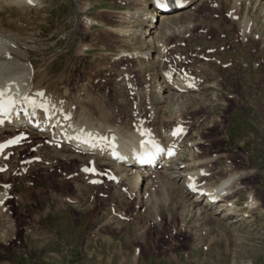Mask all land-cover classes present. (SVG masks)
I'll list each match as a JSON object with an SVG mask.
<instances>
[{
    "label": "rangeland",
    "instance_id": "obj_1",
    "mask_svg": "<svg viewBox=\"0 0 264 264\" xmlns=\"http://www.w3.org/2000/svg\"><path fill=\"white\" fill-rule=\"evenodd\" d=\"M231 1L206 0L187 10L175 27L183 36L178 31L164 41L169 58L183 56L177 64L163 61L162 67L169 63L176 75L184 71L192 80L200 79L199 91L175 97L167 88L157 91L162 67L157 68L159 48L152 39L163 41L158 38L165 34L163 18L153 21L150 37L133 39L122 34L136 28L133 15L145 12L144 0H32L22 6L0 0V34L27 59L33 73L30 80L39 74L46 93L54 101L58 98V105L74 114L87 113L93 127L105 120L129 134L138 118L149 120L152 108H159L158 121L165 128L181 114L192 123L188 138L198 144L197 151L219 159L215 165L220 175L203 184L217 185L231 167L236 173H253V179H241L240 187L251 188L262 207L240 218L216 204L204 217H194L188 211L194 199L180 185L181 177L174 178L178 194L147 185L134 194L128 180L109 183L105 175L103 184L92 185L83 176H75L93 157L50 147L46 138L27 139L5 151L0 160L10 171H0V184L16 181L10 196L16 193L26 200L20 210L11 200V219L0 222V264H264V6L257 0L235 2L241 8L238 22L247 21L250 32L241 42L238 27L224 25L231 12L236 13ZM211 50L218 60H209ZM147 53L155 59H147ZM201 64L197 73L194 65ZM185 104L190 105L187 110ZM194 144L183 142L173 163L179 164V157L188 163ZM35 154L39 158L30 164L36 165L19 176L20 166ZM94 157L97 166L105 163H97ZM41 158L48 162L40 163ZM52 165L58 166L56 172L43 171ZM170 172L160 168L154 174L173 178ZM44 173L59 179L42 186V194L37 177ZM52 193L55 198L62 196L52 200ZM247 197L240 192L239 210H244ZM197 204L196 208L204 205ZM14 238L16 246L6 250L7 241Z\"/></svg>",
    "mask_w": 264,
    "mask_h": 264
},
{
    "label": "bare ground",
    "instance_id": "obj_2",
    "mask_svg": "<svg viewBox=\"0 0 264 264\" xmlns=\"http://www.w3.org/2000/svg\"><path fill=\"white\" fill-rule=\"evenodd\" d=\"M31 1L32 0H5V3L8 5H10V3L11 4L15 3V4L22 6V5L27 4ZM176 1H180L182 3V5H183L182 10H180V11L177 10L170 15H165V14L162 15L163 22L161 21V25H162L161 28L165 27V34L162 35V33H161L158 38H164L163 41L158 40L157 38L152 39L153 45L156 46L157 48H159V51H157V54H156L157 57L156 56L151 57L149 55L150 53H147L149 55V58H147V59L153 60L156 57V59H157L156 63L159 64V66H157V68H161L163 66L161 64L163 61L168 62V60H170L173 62V64H177V63H180V61H182L181 56H183V54H179L180 56H174L172 58H169V56L171 54H168L166 52V49H165L166 47H163V43L166 42L165 40L167 37H172V36H175L177 34L179 29H177L175 27L181 23V18H182L181 15H183V13H186V11L189 9L197 8L196 6H200L203 2L206 3V0H172L171 3H175ZM236 1L237 0L231 1V8L234 9L235 10L234 12H236V13L233 14V12H231L230 17H229V21H226L227 24H224V25H226L225 27H228V28L231 26H233V27L237 26L240 33H241L239 38H241L240 39L241 42L242 41L245 42L246 37L250 36V32L248 30V27H246V26H248L246 24L247 21L242 22V23L238 22V19H240V18H238L239 17L238 14H240L241 8L237 4H235ZM246 1L251 2V0H246ZM195 2H198V3L195 4ZM240 2H242V0H240ZM257 2H258V5L264 6V0H257ZM221 4H222V2H221ZM225 4L226 3H224V5ZM142 6L144 8L146 7L145 12H138L135 14L129 13L130 16L132 14H134L133 19H134V21L137 22L136 25H138V26L136 28L130 30V31L123 32L122 34H124L125 36L133 35L134 30H136V32H138V35L140 36V38H146L147 36L150 37L153 34V30H154V25L152 24L153 18L156 16H159L160 14L157 12V10H155L154 0H144V3ZM151 6L153 8H151ZM141 10H139V11H141ZM162 18H161V20H162ZM263 20H264V17H263ZM145 21L147 23H146V27L143 29L142 26H144ZM244 21H245V19H244ZM169 27H171V28H169ZM210 27L215 29L214 25H211ZM155 29H156V27H155ZM143 30H145V31H143ZM178 33H179V35L184 34V32L181 33V31H179ZM240 33H238V34H240ZM181 36H183V35H181ZM207 46H209V45H207ZM207 48L212 49V47H210V46ZM174 50L176 51L177 48ZM209 53H210V55H209L210 59L209 60H218L219 59L218 58L219 55L216 53L214 54L212 52V50ZM13 59H15L14 62H13ZM26 61H27V59L23 58V56H19V54L16 52V50L13 47L10 48L8 39L6 40L5 36L0 34V85L3 86V88H4L3 89L0 86V90L7 92L6 98L12 96L13 92H15L16 94H18L17 100H21L22 98L24 100L25 97H29L31 99L36 100V102L38 104L45 106L44 110H42L41 108H34V112L36 113V111H37V114H38V112L43 113V111H45V110H47L49 112L48 116H49L50 121H51L50 124L53 126V128L51 130L49 128H47V129H49L48 132L52 133V135L48 134L47 136H41L40 134L37 133L38 135L37 136L35 135L34 138H36V139L47 138L49 141L48 143L51 146H56L54 141H56L57 138L60 137L61 138L60 148H62L63 150H70V151H73L75 153H78L79 155H84V156H89V155L90 156H92V155L97 156V163L98 162L99 163L105 162V163L99 164L97 166L96 162L92 161V159H89V162H90L89 164H91V163L94 164V168L96 171V178L97 179L99 178L98 181L102 182V184L104 182L101 180V177L99 175L101 173V171L104 169L105 166L106 167L107 166H113V167L115 166L112 170L106 172L108 177L111 178L112 176H114V179L112 181L107 180L106 182H109V183L114 182L115 183L119 179L118 180V183H119L121 181L124 182V180L126 179L133 184L132 187H134V194L135 193L137 194L140 190V187L142 189L144 187V185H147V187L151 186L152 189L157 187L161 191H165V190L168 191L169 190L167 193L174 194L175 192H177V194H178L180 191L178 189H176V187L174 186V184H175L174 178L177 176V177H181L183 179V181L180 185L182 186L183 189H185L186 193L189 191V189H187V187L189 185L193 186V188L197 189L198 191H203L204 194H206L204 196L203 200H206V199L209 200L210 198H214V200H216V202L219 203V206L224 207L223 209L226 210L227 214L231 215L233 217H240V218L241 217H243V218L244 217H250V214H249L250 211H253V210L261 207V204L259 202V198H257L254 195V191L251 188L240 187V185L242 183L241 179H246V178H252L253 179L254 178L253 173H250V172H247V174L243 173V172L236 173V172H234L233 168L231 167V169L228 170V172H227L228 174H226L225 178H222V177L218 178L217 177L219 179V182L217 185L207 186V185L203 184V182L206 181V179L220 175L219 174L220 172L218 171V169L215 165L216 161H218L219 159H213V158L209 157L208 155H206L204 152L201 153V152L197 151L198 150V147H197L198 144H194L193 143L194 141L192 142L188 138V133L191 130L190 127H188V125H191L192 123H190V121L187 118L183 117L181 114H177L176 116L173 117V121H172L170 128H165L158 121V116H157L156 111H158L157 109H159V108H152L149 111V115H150V116L148 115L149 120L146 121L145 119L143 120V119L138 118L137 122L135 123V130L131 134H129L128 132H124V131H120L119 129H116L114 126H111L110 123H108L105 120L100 121L101 123H99V125H97L98 127H93L94 125L92 126L90 124V122L88 121L87 113L83 114L84 112L82 113L81 111H77L74 114V111H72L71 109L66 108L65 106H62L61 104H60L61 106L58 105L46 93V91H45L46 88H44L43 84L40 83V75L39 74H36V77H34V79L31 81L30 79L32 78L33 73L29 72V69L31 67H30V65L27 64ZM7 64L8 65L11 64L8 66L9 68L6 66ZM201 66H202V64L201 65H194L195 71L197 73L199 71L197 68H199ZM170 67L171 66L168 63H166V65H164V68L163 67L161 68L162 80L159 84L160 85L159 89H157L158 93H162V91L165 88H167L170 95H175V97H176L177 93L192 94V92H194V91H199V86H201L199 84L200 79L199 80H197V79L192 80L193 78H191V80H189L188 77L183 76V73H180L179 75H177V77L172 78L171 76H173V73L170 70ZM207 72H204V73L206 74ZM208 73H210V72H208ZM41 92L44 94L43 97L36 96V93H41ZM190 97L192 99L191 101L193 102L194 101L193 98H195L194 95H192ZM160 99H162V98H160ZM172 99H173V97L171 98V100ZM161 101H162L161 103H163L164 99ZM188 106H190V105L185 104L183 106V109L187 110ZM55 109H56V114H55ZM66 117L67 118L70 117L69 120H67ZM134 117H136V116H133V118ZM133 118H132V122H133ZM20 124H22V123H20ZM180 130H182V131H180ZM2 131H3V133H1V134H4V136H2L3 139L0 140V144L4 140L11 138L13 135H15L17 133L26 134V132H28V131H25L23 129H19V130L15 131V130H12L11 127H8V126L0 128V132H2ZM142 133H143V135H142ZM174 133H179V137L175 138L176 134H174ZM6 134H13V135L7 136ZM144 136L148 137V139H150L154 143H160L163 145H168L170 147H175L176 152L179 151V149L182 147L183 142H186L187 144H191V145L194 144V146H190V148H189L190 150H189V154L187 157L189 159L188 163L184 162L181 159V157H179V160H178L179 164L173 163L174 161H172V160L165 161L162 164L161 169H163L164 171L171 170L172 172H170V173H172L173 178L166 177V175L165 176H163V175L159 176V175H155L153 173L150 175V177H147L148 179H150L149 181H147L146 179H144V178H146V176L140 175V172L135 165L134 159H131L128 162V164H127L128 166L126 164H122V165L119 164L118 165V164L110 161L109 157L111 156V154L113 152H122V151L129 152L132 148H134V146L138 143V141H141V139ZM31 138H32L31 140L34 139L33 137H31ZM85 140L89 141L88 144L84 143ZM109 141H111L113 144H115V146L117 148L112 150L111 146L108 143ZM36 145L37 144H35L34 146H36ZM5 151H7V150H5ZM4 152L0 150V156H2ZM37 154H35V156H33V157L39 158L38 157L39 154L38 155ZM47 160L45 158H41L40 163L44 164L45 162H48ZM61 160H63V158H61ZM68 161L70 162V160H68ZM26 164L27 165L25 167L20 166L19 176H22L23 172H27V170H29V168L36 165V164H30L27 161H26ZM61 164L62 163H59L58 165H61ZM84 166L85 165H83L81 167H84ZM116 168H118V169H116ZM0 169H3V171L4 170L6 171V165H0ZM52 169H55L54 171L56 172L57 171L56 169H58V166L57 165H52L50 167L47 166V168L46 167L43 168V171L48 173ZM47 173L40 174V176L37 177L38 178L37 180H38L39 191L42 194L44 192V190H42V186L46 187V186L54 185L56 183V181H58V179H59L55 175L49 176ZM206 174H209V175L207 176ZM78 176H80V175H77V177ZM87 176H89V175H86V177ZM60 177H62V176H60ZM87 178H88L89 182L92 179L91 177H87ZM11 180L9 182H11L12 185H8L9 187L0 191V222L3 219L7 220L10 217V214H9L10 210H11L10 204H12V203L8 199H9V196L12 195L11 190L13 188L14 183H16V181L13 183V181H11ZM62 180H64V179H62ZM62 180H59V181L61 183L66 182V181H62ZM72 183H75V180ZM0 185H3V183ZM6 185H7V183H6ZM130 189H128L130 191L128 193V195L132 196L133 190L131 189L132 190V192H131ZM241 191H244L245 193L248 194V197L244 201V204H243L244 210H239V208L237 206V202H239ZM52 194H53V196L50 198L52 200L58 199L60 196H62V195L56 196V198H55V193H52ZM6 198H8V199H6ZM46 198H48V197H46ZM159 198L161 199V197H159ZM138 199H137V203H138ZM160 199H158V200H160ZM14 200H15L14 204H16V208L18 210H20V205L26 203L25 198L20 196V195L14 196ZM61 200H64V199H61ZM196 202L197 201H193L192 203H190L191 204V205H189L190 208H189V210L187 209L188 211L193 212L192 214L194 217H196V216L197 217H199V216L204 217L203 214L206 213L207 210L209 211L213 207V203H210V205H204V206H202V208H196V206H198V204ZM55 203H56V200H55ZM205 203L207 204V202H205ZM56 204L60 205L61 201L59 203H56ZM59 208H57V211ZM42 211H40V216H45L44 212H42ZM10 219H11V217H10ZM0 227H1V224H0ZM13 227H14V230L17 229V232L20 233V230H18V226H17L16 222L14 223ZM23 238L26 239L24 236H23ZM26 241H27V239H26ZM7 243L8 244H6V250H8V251L12 250L16 246L17 239L15 240V238H14V239H12V241H7Z\"/></svg>",
    "mask_w": 264,
    "mask_h": 264
},
{
    "label": "snow or ice",
    "instance_id": "obj_3",
    "mask_svg": "<svg viewBox=\"0 0 264 264\" xmlns=\"http://www.w3.org/2000/svg\"><path fill=\"white\" fill-rule=\"evenodd\" d=\"M154 4H155V7L159 8V9H163V10H166L168 8V6H169L168 3H167V0H154ZM6 95H7L6 91L0 90V115H3L8 110V106L11 104L10 100L6 101L4 99V97H6ZM36 96L43 97L44 94L42 92L41 93H36ZM24 99H25V102L29 106H31L33 108H41L42 110H44L45 106H43L41 104H38L36 102V100L31 99L29 97H25ZM180 131H182V130H180ZM174 134H176V133H174ZM142 135H143V133H142ZM88 142H89L88 140L84 141V143H88ZM10 143H18V140H14V141H12ZM145 143H147V142H145ZM0 147H2V146H0ZM156 150L159 151L160 149L157 148ZM0 171H3V169H0ZM93 183H95V181H93ZM4 187L7 188L9 186L5 185Z\"/></svg>",
    "mask_w": 264,
    "mask_h": 264
}]
</instances>
